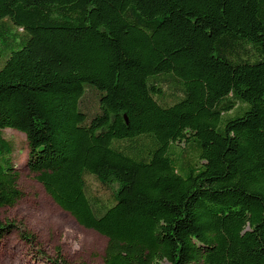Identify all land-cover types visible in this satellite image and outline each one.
<instances>
[{"label":"trees","instance_id":"trees-1","mask_svg":"<svg viewBox=\"0 0 264 264\" xmlns=\"http://www.w3.org/2000/svg\"><path fill=\"white\" fill-rule=\"evenodd\" d=\"M4 129L102 264H264V0H0V208Z\"/></svg>","mask_w":264,"mask_h":264},{"label":"rangeland","instance_id":"rangeland-1","mask_svg":"<svg viewBox=\"0 0 264 264\" xmlns=\"http://www.w3.org/2000/svg\"><path fill=\"white\" fill-rule=\"evenodd\" d=\"M2 137L11 145L20 172L21 197L13 206L0 208V222L17 228L0 239V264H102L106 238L76 223L28 173L22 133L4 129ZM20 232L32 236V243Z\"/></svg>","mask_w":264,"mask_h":264}]
</instances>
